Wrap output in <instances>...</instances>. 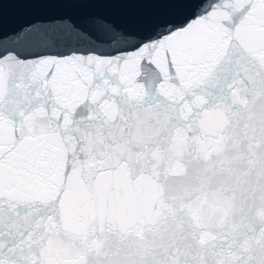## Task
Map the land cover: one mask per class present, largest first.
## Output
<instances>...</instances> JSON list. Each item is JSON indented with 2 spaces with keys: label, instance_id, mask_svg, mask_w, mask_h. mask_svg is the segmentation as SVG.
<instances>
[{
  "label": "snow or ice",
  "instance_id": "obj_1",
  "mask_svg": "<svg viewBox=\"0 0 264 264\" xmlns=\"http://www.w3.org/2000/svg\"><path fill=\"white\" fill-rule=\"evenodd\" d=\"M162 2L0 37V264H264V0Z\"/></svg>",
  "mask_w": 264,
  "mask_h": 264
},
{
  "label": "water",
  "instance_id": "obj_2",
  "mask_svg": "<svg viewBox=\"0 0 264 264\" xmlns=\"http://www.w3.org/2000/svg\"><path fill=\"white\" fill-rule=\"evenodd\" d=\"M169 5L162 0H0V37L8 35L40 12L86 14L132 20Z\"/></svg>",
  "mask_w": 264,
  "mask_h": 264
}]
</instances>
